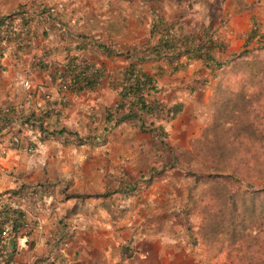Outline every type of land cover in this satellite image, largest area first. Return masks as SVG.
<instances>
[{
  "label": "crops",
  "instance_id": "obj_1",
  "mask_svg": "<svg viewBox=\"0 0 264 264\" xmlns=\"http://www.w3.org/2000/svg\"><path fill=\"white\" fill-rule=\"evenodd\" d=\"M62 1L64 9L41 28L30 48L17 50L11 42L0 57V107L19 116L0 138V191L56 182L67 193L88 194L52 192L51 208L37 213L35 253L47 251L50 229L66 228L71 234L57 259L67 264H199L172 152L129 119L107 118L108 109L114 117L127 110L115 109L121 100L117 78L130 61L125 51L158 41L160 32L151 31L156 18L178 21L190 31L208 29L222 45L213 55L229 63L239 52H264V0ZM76 55L102 72L94 87L63 86L68 62ZM140 66L155 77L153 97L181 105L173 117L155 121L163 124L168 143L177 146L193 128L199 134L216 68L186 55L174 69L162 57ZM27 112L40 115L48 128L66 131L41 134L22 123L20 116ZM15 128L19 144L12 142ZM123 174L136 182L134 190H119Z\"/></svg>",
  "mask_w": 264,
  "mask_h": 264
},
{
  "label": "trees",
  "instance_id": "obj_2",
  "mask_svg": "<svg viewBox=\"0 0 264 264\" xmlns=\"http://www.w3.org/2000/svg\"><path fill=\"white\" fill-rule=\"evenodd\" d=\"M29 12L28 7L24 5L10 12H0V57L3 55L7 44L11 42L16 45L17 50L25 51V49L30 48L31 44L37 40L41 28L57 14H51L50 18L43 19L39 16H30ZM155 29L160 32L156 43H142L125 51L130 61L117 78L121 85V100L115 109L121 107L123 110H127L121 116L114 117L112 108H109L107 118H112L115 122L118 119H129L132 124L157 135L161 144L172 152L171 164L175 165L178 162V155L172 149V144L167 141V131L164 130L163 124L155 121L156 119L167 120L173 117L180 110L181 105L178 102L168 105L153 97L155 77L146 73L141 68L140 62L150 58L162 57L174 69L180 65V57L186 55L189 58H201L206 63H210L212 67L218 68L226 64L227 60L222 61L213 55V50L222 45L217 44L208 29L200 28L198 31H190L178 21L168 22L162 17L154 20L151 31L153 32ZM253 31L255 33V28ZM254 33H251L252 36ZM250 53L239 52L237 57ZM36 58L37 56H35ZM244 62L249 67L250 75L264 77V59L255 56L245 59ZM65 71L66 75L63 77L65 81H69L68 88L70 89L92 88L100 82L102 75L99 68L77 55L72 58L71 62H68ZM219 86L221 84L218 85V88ZM244 114L247 119L248 113L245 112ZM150 116L154 118L149 120ZM16 117L19 116L9 112L8 106L0 107V138L5 133L3 128L9 126L11 120L16 119ZM20 118L22 123L30 128L36 126L41 134L47 136L66 131L64 126L59 128L46 127L42 123V117L36 116L34 112H27ZM235 136L238 137V132ZM198 142L200 144L197 147V152L202 150L204 147L202 145L207 141L199 140ZM218 148L221 152L226 150L224 145H218ZM211 161L210 165L213 166L214 159ZM228 165L225 163L223 167H228ZM215 166L218 164L216 163ZM233 170L236 171L237 168ZM124 175L120 180L119 190L123 192L134 190L136 182L128 181ZM199 179H202L205 187H207L202 190L203 193L199 199L202 216L201 233L204 235V242L210 247L212 242L210 235L218 239L217 234L221 233V242L229 239L230 242L234 241V243L240 244L232 248L236 251L242 250L243 243L248 246L244 250V255L239 256V264H264V259L259 260L257 255L251 253L252 251L254 254L258 253L264 241V225L262 224L264 219V185L260 188H247L234 192L228 188V181L223 174L202 173ZM52 192L60 193L62 196L80 197L81 195H88L77 192L67 193L66 186L60 185L56 188V182L23 183L18 188L0 191V264H54L56 260H60L62 264H67L63 260L57 259L58 254H60L59 246L66 242V238L71 234V230L66 228L62 230L51 229L47 239V251L34 252V258L31 262L26 263L17 260L20 248L24 244L32 248L35 240L33 229L38 222L36 210L51 208L47 200H49ZM205 196L208 197V200L204 198ZM213 207L216 208V214L210 211ZM224 220L228 224H225ZM228 245L231 247L230 244ZM248 253L249 255L246 256ZM244 257H247L248 260L245 261Z\"/></svg>",
  "mask_w": 264,
  "mask_h": 264
},
{
  "label": "rangeland",
  "instance_id": "obj_3",
  "mask_svg": "<svg viewBox=\"0 0 264 264\" xmlns=\"http://www.w3.org/2000/svg\"><path fill=\"white\" fill-rule=\"evenodd\" d=\"M50 4L42 0H0V12H10L24 5L28 7L30 16H41L42 10ZM255 56L264 59V52H252L249 55L236 57L231 62L216 68L212 76L214 78L212 93L203 103L199 134L196 135L193 128L189 137H183V141L177 146L172 144V149L178 155V162L174 166L182 175L186 200L185 218L190 230L193 231L199 264H239V256L244 255V250L248 248L243 243L241 251L232 249L240 244L230 242L229 239L221 242V233L217 234L218 239L210 235L212 241L210 247L204 242L205 238L201 233L202 216L199 199L202 190L207 187L199 177L202 173L223 174L228 181V188L234 192L247 188H260L264 185V77L250 75L249 67L244 62L245 59ZM245 112L248 113L247 119ZM19 130V128L13 129L14 135L11 136L19 137L17 135ZM7 132L9 131L5 134ZM236 132L238 137L235 136ZM199 140L207 142L202 145L204 146L202 150L197 152ZM218 145H224L226 150L221 152ZM213 159L215 163L211 166ZM216 163L218 166H215ZM225 163L229 164L228 167H223ZM234 168L237 170L234 171ZM204 198L208 200L207 196ZM36 211L43 213L38 209ZM210 211L213 214L217 213L215 207ZM224 222L228 224L225 220ZM262 224L264 225V219ZM251 253L257 255L259 260H263L264 241L258 253L254 254L253 251ZM34 254L28 245H23L17 260L29 263L33 260ZM243 259L248 260L247 257Z\"/></svg>",
  "mask_w": 264,
  "mask_h": 264
},
{
  "label": "built area",
  "instance_id": "obj_4",
  "mask_svg": "<svg viewBox=\"0 0 264 264\" xmlns=\"http://www.w3.org/2000/svg\"><path fill=\"white\" fill-rule=\"evenodd\" d=\"M64 2L62 0H58V1H55L54 3L50 4L48 6V8H46V10L42 13V16H39L40 18H43V19H48L50 18V15L51 14H55V13H58V12H61L63 9H64ZM69 82V81H68ZM68 82H64L63 86H67L68 85ZM24 85H28V81L25 80L23 82ZM13 142L16 144H19L20 143V138L18 136H13ZM32 147L31 146H28V150H31Z\"/></svg>",
  "mask_w": 264,
  "mask_h": 264
}]
</instances>
